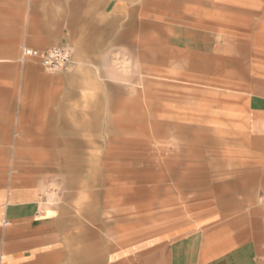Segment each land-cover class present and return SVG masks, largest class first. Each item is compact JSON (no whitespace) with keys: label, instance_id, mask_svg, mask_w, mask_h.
<instances>
[{"label":"rangeland","instance_id":"rangeland-1","mask_svg":"<svg viewBox=\"0 0 264 264\" xmlns=\"http://www.w3.org/2000/svg\"><path fill=\"white\" fill-rule=\"evenodd\" d=\"M207 2V24L196 12L156 15L145 4L127 45L78 61L74 72H47L19 61L25 0H1L0 110L16 118L32 96H50L68 123L53 145L0 141V183L32 190L60 231V252L31 264H72L74 249L102 264L111 251L210 219L262 218L264 141L250 135L249 106L264 96V0ZM29 66L57 79L26 77ZM47 128L0 132L30 138Z\"/></svg>","mask_w":264,"mask_h":264},{"label":"crops","instance_id":"crops-1","mask_svg":"<svg viewBox=\"0 0 264 264\" xmlns=\"http://www.w3.org/2000/svg\"><path fill=\"white\" fill-rule=\"evenodd\" d=\"M180 1L173 5L167 0H25L27 14L24 25L18 28L24 30L23 47L40 51L69 47L73 65L65 71L74 72L78 61H88L92 54L102 53L114 44L127 45L134 17L138 20L139 15L145 14V4H155L152 13L156 15L167 14L172 7L178 13H199L201 22L208 23V0L204 5L201 0L197 6L187 5L186 0ZM140 22L144 24V20ZM179 37L190 38L184 45H193L191 35ZM204 43L208 46L207 35ZM30 69V66L23 69L26 77L57 79ZM51 88L54 87H41L49 92L53 90ZM174 113L172 110L171 114ZM66 125L63 108L56 105L54 98L32 96L16 118L0 110V126L48 128L30 138L23 133L12 138L11 133L0 132V141L31 140L53 145L58 140L54 137L58 134L57 129H65ZM249 129L253 138L264 141V96H256L250 102ZM67 134L71 136L68 142L75 144L74 133L69 131ZM259 189L264 193V181ZM252 214L210 219L197 228L111 251L102 255L101 261L102 264H264V225L234 224L264 220V213H261L262 218ZM1 221L8 222V226L0 225V264L45 262L50 254L60 252L58 245L54 246L58 244L60 231L53 228V222L44 214L32 190L0 183ZM217 221L223 223L213 224ZM72 254V264H97L91 258L87 259V254L80 249H74Z\"/></svg>","mask_w":264,"mask_h":264},{"label":"built area","instance_id":"built-area-1","mask_svg":"<svg viewBox=\"0 0 264 264\" xmlns=\"http://www.w3.org/2000/svg\"><path fill=\"white\" fill-rule=\"evenodd\" d=\"M28 59L37 61L47 72H61L73 65V53L69 47L58 46L46 51L22 47L20 50L19 61L21 63ZM0 225L8 226V222L1 221Z\"/></svg>","mask_w":264,"mask_h":264}]
</instances>
